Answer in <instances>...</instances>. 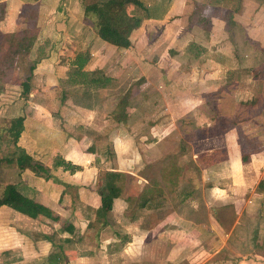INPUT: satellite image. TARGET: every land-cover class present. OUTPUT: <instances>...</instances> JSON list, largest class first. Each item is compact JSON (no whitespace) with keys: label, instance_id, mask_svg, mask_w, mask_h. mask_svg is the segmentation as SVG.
Instances as JSON below:
<instances>
[{"label":"crops","instance_id":"crops-1","mask_svg":"<svg viewBox=\"0 0 264 264\" xmlns=\"http://www.w3.org/2000/svg\"><path fill=\"white\" fill-rule=\"evenodd\" d=\"M103 1L106 0H0L6 4L0 36L26 28L27 21L19 16L23 5L38 6L39 33L31 53L17 58L10 80L3 85L19 89L30 78L28 95L22 97L20 93L19 101L15 102L22 106L18 116H24L23 132L16 148L23 150L51 177L67 187L15 167L0 168V171L17 172L16 181L3 185H14L23 195L46 206L73 227L72 232L66 231L58 223L40 217L32 220L1 207L0 214H11L16 218L12 224H3L0 219V257H5L4 264H52L49 257H54L56 264H179L182 261L194 264L190 262V255L196 248L191 242L197 235L191 232H196L201 223L184 217L183 212L187 208L195 217L196 213L200 214L203 204L196 205L192 194L177 209L166 211L162 221L155 222L152 212L159 209L131 210L123 199L114 200L112 210L105 216L98 214L100 197L95 192V185L109 171L137 176L146 165L142 157H150L153 160L147 163H151L170 152L165 143L162 150L154 146L142 147L140 143V140L155 136L160 141L169 136L167 129L160 127L171 119L166 116L171 113V105L165 90L186 92L179 94L178 91L172 95L178 117L192 114L197 119L208 118L209 114L201 110L199 115L195 112L204 105L201 99L211 90L196 96L193 89H206L209 82L212 84L218 77L221 79V73L237 70L235 50L224 53L220 48L223 37L235 41L238 29L243 27L245 36L242 39L246 37L264 49V0H142L148 19L131 34L129 49L116 48L100 39L97 14L85 16L87 7ZM196 5L207 6L213 11L210 33L198 26L189 28ZM229 19L231 21L227 22ZM228 23L235 26L230 33L224 31V25ZM78 55L87 56L82 71L94 74L97 83H80L75 81L76 78L71 82L69 73ZM187 55L190 59L193 57L194 64L203 74L200 75L204 81L201 84L182 82L183 73L187 72L184 68ZM211 67L213 76L208 77ZM157 68L167 83L152 78ZM174 72L182 76L170 80ZM69 86L77 89L75 91L90 90L93 97L107 92L113 93V97L107 93L106 98H96L91 105L81 107L76 100L79 97L63 95L62 88ZM157 90L163 98L161 101L155 98ZM227 92L233 99V91ZM244 93V102L253 100V90ZM160 102L166 106L159 108ZM122 103H127L128 113L124 125L114 122L111 117ZM158 118L161 123L151 125L150 122ZM227 135L220 138L225 140ZM102 138L108 139H105L108 147H104ZM2 144L0 152L14 151V147L7 150L8 144ZM225 147V159L214 165L231 181L229 185L217 186L219 194L213 193L212 202L207 198L204 206L210 207L213 203L219 205L217 210H235L237 197L233 194V184L239 182V175L245 169L253 171L256 161L249 159L243 163L233 153L231 155L230 144ZM243 176L249 175L244 173ZM139 178V184L145 183L144 178ZM235 211L233 213L237 215ZM208 223V230H215L217 234L213 222ZM186 237L190 238L189 243L184 241ZM157 245H161L163 251L159 252ZM199 246L197 257L204 253V245ZM215 248L213 253L217 254L223 246ZM197 264H206V260L202 258Z\"/></svg>","mask_w":264,"mask_h":264},{"label":"rangeland","instance_id":"rangeland-1","mask_svg":"<svg viewBox=\"0 0 264 264\" xmlns=\"http://www.w3.org/2000/svg\"><path fill=\"white\" fill-rule=\"evenodd\" d=\"M131 10L132 9H129V11ZM199 10L202 13L203 20L208 24V29H201H203L204 32L210 33L212 29L210 18L213 17V11L207 6L205 8H199ZM229 21L231 20L229 19L227 22ZM234 27L235 26L231 23H228V25L225 24L224 31L230 33V30ZM237 35V37L235 36V41H229L223 37L225 36L223 34V39L220 43V48L223 49L224 53L235 50L234 53L238 58L237 70L230 74L221 73V79L218 77L211 82L212 84L209 82L206 89L203 87H201V89L200 87H195L196 89H193L196 96H199L202 92H209V90H211L209 93L205 94L202 99L200 98L202 100L201 102H205L204 105L199 106L197 111L195 110V114L197 113V115H199L201 111L205 112L206 115L209 114L208 118L197 119V117L195 118L192 114L186 115L183 118L178 117L175 110V101L171 100L172 95H175L178 91L179 94L181 92L183 94L186 92L184 90H178L172 93L171 90H165L171 105L169 108L171 113L166 114V116L171 119H169L167 123L159 126L162 129H167L169 136L161 141L158 136L152 139H146L147 141L140 140L142 147L145 146L149 148V146H154L159 150H162L160 148L164 147L165 143L167 151L169 150V153H175L174 159L172 160L174 169L166 170L164 179H178L179 184L175 189V194L165 190L166 200L164 202L162 201L163 203L161 207L158 208V212H152L154 221H160L165 217L164 213L166 211H173L184 202H180L182 199L180 194L182 192L191 191L192 198L194 197L196 205L203 204L200 207L202 208L200 209V214L196 213L195 217L192 216L193 213L187 208H185L183 212L184 217H190L196 222L201 223V226L196 232H191L192 235L194 233L197 235L192 239L191 245L193 244V247L196 249L200 247V244L204 245V253L200 257H197L196 249L191 253V261L190 259L189 261L194 264H197V261L202 258L206 260V264H212L214 261L215 263L219 262V264H264V49L258 43L253 44V41L246 39V37L242 39L245 36V29L243 27L238 29ZM188 57L189 55H187L186 65L184 66L187 72L183 73L185 78H181L182 82H194L196 85L198 83L201 84L204 81L200 79V75L202 76L203 74L200 73L198 65L194 64L192 60L193 57L191 56V59ZM239 64L242 67H240L241 69L239 68ZM209 70L211 74L207 76H213V68L211 67ZM246 70L248 72H246ZM163 75L164 74L157 68L156 72L152 74V78L167 83ZM11 76L12 74L4 79L8 78L10 80ZM181 76V73L174 72L169 78L172 80ZM210 85H213V87H210ZM2 88V91L0 89V131L3 132L7 123H9L13 117L20 114L22 106L19 103H15L17 99L19 101L20 89L7 88L4 86ZM227 89L233 91V94H231L233 99L227 96ZM75 90L77 89L71 88V86L67 87V89L62 88L63 95L67 93L79 97L76 100H79L77 103L81 107L91 105L96 98H103V96L105 97L108 93H104L103 96L100 93L98 96L95 95V97H93L91 95L92 91L90 90ZM252 90L254 94L253 100L244 102L243 99L245 100V98L242 97V93H244V91L251 92ZM158 91L159 90L156 92L157 95L155 98L161 101L163 98ZM109 95L111 98L113 97V93L109 92L107 96ZM255 96L260 97V99H256ZM164 105L165 104L160 102L159 108L166 106ZM150 123L151 125L160 124L161 118H158L156 121H151ZM227 127L228 130L223 132ZM224 134H228L225 140L220 138V136ZM102 139L104 147H108L106 145L107 143H105V139L107 138ZM0 140H2V138H0ZM167 142L170 143V145H167ZM2 143H5V141L3 140ZM2 143L0 144L3 145ZM224 143L226 146H229V144L232 146L231 155L233 153L235 158L241 162L242 156H245L246 159L250 158L256 161L253 163V171H251V169H249V171L245 169V171L241 172L239 175V182L233 184V194L237 197L234 202L235 210L238 213L237 215H234L233 212L235 210L232 208V210L229 208L217 210L216 206L219 205L213 203H210V207L204 206V202L207 198H211L212 202L213 193L219 194V191L216 190L217 186L222 187L229 185L231 181L223 177L224 175H222V172L216 169L217 165H214V163L222 161L226 157L224 151L226 147ZM241 146H244V151L241 149ZM4 147L5 146H3V148ZM8 148L11 147L8 146ZM181 148H183L182 150L184 152ZM181 151L183 153H181ZM0 153V155H4L2 152ZM10 153H14V151L10 150ZM142 154L146 155L145 153ZM209 157H213L212 160H209ZM142 158L145 164H147V161L153 160L147 156ZM152 164H150L152 167L148 164L145 165L139 175L131 176L129 180H127V186H133L135 194H137V191H140L139 185H141V190H143L148 179L158 175L159 171L162 170L167 162L160 161L159 159L156 162H152ZM244 173H247L249 176L245 178V176H243ZM15 175H17L15 171H0V185L16 181L17 177ZM146 175L148 179L145 183L142 182L139 184L141 182L139 177L146 178ZM158 179L160 178L157 177L156 180ZM133 205L134 201L132 202L131 210H133ZM222 205L224 206V204ZM226 205H229V203ZM212 209L215 210L212 211ZM241 210L243 211L241 212ZM0 219H3L1 222L3 224L6 222L12 224L16 221L15 216L11 214H6V216L5 214H0ZM208 221L213 222L214 227L217 228V234L215 230H208ZM234 224L235 226L233 227ZM49 227L52 228L51 226H48V228ZM232 227L233 230L230 232ZM160 229L163 230L161 227ZM189 240V237L184 239L187 243L190 242ZM225 242L226 245H223ZM219 245H222L223 248L220 249L217 254L213 253L215 249H217L215 247ZM158 247V251L160 252L163 247L161 245ZM1 263H5V257H0V264ZM179 264L188 263L182 261Z\"/></svg>","mask_w":264,"mask_h":264},{"label":"trees","instance_id":"trees-1","mask_svg":"<svg viewBox=\"0 0 264 264\" xmlns=\"http://www.w3.org/2000/svg\"><path fill=\"white\" fill-rule=\"evenodd\" d=\"M198 7L201 8L196 5L195 10L190 17L189 28L199 26L200 28L208 29V24L203 20L202 13ZM129 9L132 10L129 11ZM92 13H96L98 16L97 31L99 38L107 44L119 49H129L131 47V34L140 28L143 20L148 19L147 9L142 0H106L85 9L86 17L91 16ZM5 15L6 4L0 2V22L5 19ZM19 16L27 21L26 28L17 32L2 34L0 36L1 91L3 90V84L8 83L9 80L8 78H4L12 73L17 58L19 56L27 57L31 53L39 33V28L37 27L38 6L36 4L23 5ZM86 59V55L76 56L72 63L75 68L73 67V70L69 73V78L72 79L71 82L75 80V78L77 79L75 81L80 83L89 81L91 84H95L98 82V80L93 77L94 74L82 71ZM103 79L109 80L107 78ZM19 89L21 90V96L26 97L30 91V78L22 83L19 86ZM127 115V103L118 105L111 113L112 120L123 125L127 122ZM23 121L24 116L12 118L4 127L3 132L0 131V138H2L0 141L2 142L4 140L6 145L8 144V146L14 147V153L5 151L3 153L4 155L0 156V168L15 167L19 171H31L37 177L51 179L54 182L61 184L63 188H66V184L51 177L32 157L26 154L23 150L16 148L17 141L23 132ZM226 130H228V127L223 130V132ZM9 149L11 148H7V150ZM182 149L183 148H181V150ZM241 149L244 151V146H241ZM182 151L181 153L184 152ZM174 154L175 153H170L160 159V161L167 162V164L159 171L158 175L153 177L149 176L150 179H148L147 175L146 178L143 177L145 181L148 179V182H146L143 190L137 191V194H135L133 186H127L126 184L131 176L120 172H105L95 185V192L100 197L98 214L102 216L108 214L112 210L113 202L116 199H123L129 204V207H131L132 202L134 201L133 210L160 208L162 203L166 200L165 190L169 193L175 194V189L179 184L178 179H164V173L166 170L174 169L172 165ZM212 158L213 157H209L208 159L212 160ZM249 159L250 158L246 159L245 156H242L243 163H247ZM147 164L152 167L150 165L152 162ZM157 177L160 179L156 180ZM191 194V191L182 192L180 194L182 198L181 202L187 199ZM1 207H7L32 220H36L39 217L43 218L51 223L60 224L66 231H73V227L67 222H64L52 210L23 195L12 184L0 185V208ZM49 260L50 262L53 260L52 264H56L54 257H49Z\"/></svg>","mask_w":264,"mask_h":264}]
</instances>
